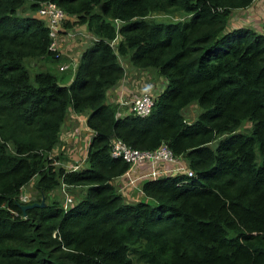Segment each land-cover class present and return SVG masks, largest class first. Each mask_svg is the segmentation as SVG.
<instances>
[{"label":"trees","instance_id":"1","mask_svg":"<svg viewBox=\"0 0 264 264\" xmlns=\"http://www.w3.org/2000/svg\"><path fill=\"white\" fill-rule=\"evenodd\" d=\"M46 1L66 14L58 32L91 34L66 83L23 64L67 60L49 48L37 13ZM251 1L0 0V264H264V30L227 25ZM156 11L186 16L148 18ZM122 58L164 79L146 115L116 116L106 101ZM69 108L91 131L76 169L54 153ZM114 138L141 150L164 143L191 174L144 178L126 201L113 185L128 166L110 154ZM30 180L47 195L82 192L23 214Z\"/></svg>","mask_w":264,"mask_h":264},{"label":"rangeland","instance_id":"2","mask_svg":"<svg viewBox=\"0 0 264 264\" xmlns=\"http://www.w3.org/2000/svg\"><path fill=\"white\" fill-rule=\"evenodd\" d=\"M17 12H18V14H25L27 12L26 6L21 7ZM185 16H186V14L182 11H175V12L156 11V12H151L149 14L148 18H151L154 20L172 21V20L184 18ZM227 25H229V23H227ZM68 29H71V28H68ZM83 31H82V33H80V30L75 31V33L70 37L66 36V33H65L66 29L61 31V33L57 35V42H58L61 50L63 49L62 51L64 52V47H66L65 51L67 53L69 51H73V52L78 53L80 47L83 45V44H79V43H81V41L88 42L91 39L89 37V35H91V34L88 33L86 30H83ZM70 40H72V41L70 44H68ZM62 42H63L64 46L61 45ZM56 46H58V45L56 44ZM73 47H75V48L73 49ZM66 57L69 58V56H66ZM120 62L124 68L123 81H121L119 83L120 84L119 88L122 89V91L126 90V89H124V86H123V85H125V87L127 88V91L131 90L133 93H135V91L138 90V91H136V94L140 93L141 91L142 92L146 91V92H149L150 94L153 95L158 90H160V88L162 87L164 79H163V77L158 76L154 69H151V68L141 69V68L133 67L132 65H130L128 63V61L126 59H123V58L120 59ZM23 64L27 68L30 77H32V74L38 70H46L47 69L56 75L63 74L62 78L60 79L61 81H63V83H66L68 78L72 75V72H73V69L75 66V64H73L71 67H69L72 70L66 68V70L60 71L58 68V62L56 63V62H53V61H50V60H47L44 58H40V57L24 58ZM143 85H146L148 87L145 88ZM198 110H199V108L195 104L192 103L190 105H187L183 109L182 113H183V116L187 120H190V119L194 118V116L196 115ZM78 123H77V120H74V124L76 125L74 127L75 130H79L78 129L79 128ZM80 125L84 126V125H82V121L80 122ZM62 136L63 135L60 134V137H62ZM60 143L61 142L58 141V143L55 146L56 150L54 149L55 155L56 154L60 155L59 164H61L62 162H65L63 160H68V162H69L68 164H72V163H74V161L73 160L69 161L68 157L65 156L63 152H59L60 150H57V148L60 147L61 150H65L66 152H69L71 150L72 152H74L78 156V157H76V160H77L79 158V156H81V154L83 153L84 147L86 146V142H83V141L79 142L77 140H72V141L68 142L66 145L62 143L63 144L62 147L60 146ZM80 152H81V154H79ZM81 192H82V188L80 186L67 187L64 185H60V186L56 187L54 190H52L47 195V194H43V193L38 192L34 188L32 180H30L28 183H26L25 185L22 186V189H21V192L19 195V201L21 202V204L24 205V204H29L31 201L36 202L37 199H39V201H38L39 203H44L45 201H47L49 199H55L60 204H62V205L66 204L67 205L71 202H74L76 200V198L79 197ZM138 195L140 197V193H138ZM135 264H143V263L136 261Z\"/></svg>","mask_w":264,"mask_h":264},{"label":"crops","instance_id":"3","mask_svg":"<svg viewBox=\"0 0 264 264\" xmlns=\"http://www.w3.org/2000/svg\"><path fill=\"white\" fill-rule=\"evenodd\" d=\"M228 26H237V25H246L249 26L251 28H253L255 31L257 32H263L264 30V0H252L251 3L249 5H247L246 7L243 8H236L233 9L229 15L228 18ZM72 28L75 29V31L81 30L80 33H82L83 31V26H72ZM71 28V29H72ZM84 32V31H83ZM84 36V35H83ZM85 37V36H84ZM72 40L69 41L68 44L71 43ZM86 41H81V43L79 44H83L80 49L79 52H73V51H69L68 53L65 51L64 47V54L66 56H69V59L71 61H73V64L76 63L78 56L81 52V50L87 45ZM61 45H63V42L61 43ZM64 46V45H63ZM75 47H73L74 49ZM63 50V49H62ZM67 58V57H66ZM68 60V58H67ZM123 81V77L120 78V80H118L115 85L111 86L109 88V90L106 93V101L110 102L112 104H115V106H117V100L120 97V92H118L119 90V83ZM124 86V89H126L125 91H123V93H125L126 95H128L129 97H132V95L136 94V90L135 93H133L131 90L127 91V88ZM145 88L148 87L146 85H143ZM122 94V93H121ZM84 114L83 113H75L73 111H71V109L69 108L67 110L65 119L61 125L60 128V134H62L63 136L60 137L59 134V141L60 146L62 147L63 144H67L68 142L72 141V140H77V141H83L86 142L88 141V138L91 134V131L85 126L84 123ZM74 120H77V123L79 125V130H75L74 127L76 126L74 124ZM82 121V125H80V122ZM71 134H70V133ZM63 143V144H62ZM85 148L83 150V153L81 154V152L79 154H81V156H79V158L76 160V157H78L74 152H72L71 150L69 152H66L65 150H61L60 147L57 148V150H60L59 152H63L65 156L68 157L69 161L73 160L74 163H78V165L83 164V160L85 157ZM56 150V149H55ZM65 162H62L63 165H65L66 167L70 164H68V160H63ZM65 163V164H64ZM73 163V164H74ZM186 167V162L183 158L178 157L174 162L172 163H165V162H156L155 163V169L158 172V174L160 172H164V174H171V173H175L178 170L177 168H181L184 169ZM151 168L150 163L146 162V161H141L139 163H137L131 170H130V174H126V173H122L121 175H119L118 177H116L113 180V185L115 187V189L120 193L121 190L124 189L125 193L121 194L122 197L128 201V200H136L137 198H139L138 193H140V184L141 181L140 179L136 178V176L142 172V171H146L148 169ZM141 196V194H140Z\"/></svg>","mask_w":264,"mask_h":264},{"label":"built area","instance_id":"4","mask_svg":"<svg viewBox=\"0 0 264 264\" xmlns=\"http://www.w3.org/2000/svg\"><path fill=\"white\" fill-rule=\"evenodd\" d=\"M37 13L44 19V23L46 24L48 36L50 38L49 48L52 50H56L61 55H64V52L61 50L57 42V35L61 33L58 32V29H60L61 23L65 19V12L60 7H58L56 3L52 1H46L41 3V5L37 9ZM65 33L67 37H70L75 33V30L66 29ZM89 37L91 38V35H89ZM56 44L58 46H56ZM72 65L73 61L68 58V60L59 63L58 68L66 69L71 67ZM118 92H120V97L117 100V106H115L116 116H121L125 113H132L143 116L149 113L153 105L152 94L146 91H141L140 93L134 94L132 95V97H129L128 95L123 93L122 89L120 88ZM110 154L112 156H119L127 162L128 166L123 172L126 174H130V170L141 161H146L150 163V169L142 171L136 176V178L140 179L141 181L147 177L152 178L159 175H164V172H160L158 174V172L156 171V162L162 161L165 163H172L176 159V157L172 155L170 149L164 143H160L157 147L153 149L141 150L127 145L118 138L112 139L110 146ZM67 167L71 169H76L78 167V163H72ZM177 169L181 170V168ZM182 171H184L186 174H191V171L186 167L182 169ZM120 193L124 194V189L121 190Z\"/></svg>","mask_w":264,"mask_h":264},{"label":"water","instance_id":"5","mask_svg":"<svg viewBox=\"0 0 264 264\" xmlns=\"http://www.w3.org/2000/svg\"><path fill=\"white\" fill-rule=\"evenodd\" d=\"M43 203H37V202H33V203H29V204H20V208L22 210V213L24 214V209L33 205H42Z\"/></svg>","mask_w":264,"mask_h":264},{"label":"clouds","instance_id":"6","mask_svg":"<svg viewBox=\"0 0 264 264\" xmlns=\"http://www.w3.org/2000/svg\"><path fill=\"white\" fill-rule=\"evenodd\" d=\"M79 166V165H78Z\"/></svg>","mask_w":264,"mask_h":264}]
</instances>
